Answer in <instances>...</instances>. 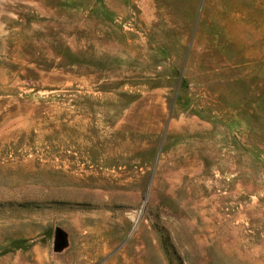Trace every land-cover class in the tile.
<instances>
[{"label":"rangeland","instance_id":"374dc122","mask_svg":"<svg viewBox=\"0 0 264 264\" xmlns=\"http://www.w3.org/2000/svg\"><path fill=\"white\" fill-rule=\"evenodd\" d=\"M0 264H264V0H0Z\"/></svg>","mask_w":264,"mask_h":264}]
</instances>
